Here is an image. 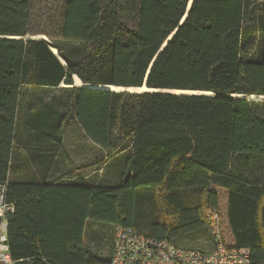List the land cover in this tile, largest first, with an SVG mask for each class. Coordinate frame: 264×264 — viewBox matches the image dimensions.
Returning a JSON list of instances; mask_svg holds the SVG:
<instances>
[{
	"label": "trees",
	"instance_id": "16d2710c",
	"mask_svg": "<svg viewBox=\"0 0 264 264\" xmlns=\"http://www.w3.org/2000/svg\"><path fill=\"white\" fill-rule=\"evenodd\" d=\"M257 3L255 55L247 22ZM54 4L0 0V181H8L14 205L8 245L16 264H109L87 252L86 221L172 241L205 229L209 209L219 212L227 246L264 263V101L247 99L264 97V0ZM56 41L83 44L88 54L72 61ZM73 76L123 88L142 87L147 76L148 89L196 94L81 89ZM61 85L75 97L73 118L83 134L112 152L109 158L125 156L115 187L56 183L42 173L21 179L12 166L22 91ZM64 121V114L33 113L28 125L61 149Z\"/></svg>",
	"mask_w": 264,
	"mask_h": 264
},
{
	"label": "rangeland",
	"instance_id": "374dc122",
	"mask_svg": "<svg viewBox=\"0 0 264 264\" xmlns=\"http://www.w3.org/2000/svg\"><path fill=\"white\" fill-rule=\"evenodd\" d=\"M56 1L58 0H43V4L45 5L49 3L50 5H52ZM255 8L256 13L254 14V16H251V21L248 20L247 26L250 32L254 35V41H256V44L254 47H252L251 52L257 55L260 51L258 43L261 35L262 8L259 3H257ZM52 16L53 15H51V17ZM41 38L46 39L45 37H40L38 39ZM54 43L58 45L62 49V53L72 61L80 62L84 60L89 51L85 45L80 43L63 41H56ZM73 87H75L74 81ZM74 102V95L69 90H65L64 85H62V87L59 89H44L33 87L24 88L22 94L20 95L19 112L17 116L18 127L13 151L14 158L12 159V162L14 163L12 166H19V169L21 171V179L39 176V174H36L37 168L33 166L29 161V159L33 158L32 153L36 151L35 149L50 146L48 152H54V155L58 158L59 161L60 159L64 158L72 160L78 159V154L74 156L75 149H72V147L75 148V144L83 145V143L87 142L88 140L87 138H85L83 132H81L80 127L77 125L75 119L73 118ZM33 113H50L51 115L53 113H57L65 115L64 125H62L61 130V146L64 147L65 150H61L57 146L58 143L56 139V141H48L46 138L42 140L35 135V128L32 129L30 128L32 126L28 125L30 123L31 115ZM51 118L52 119H50L49 116H42L41 119L45 121V123H47V121H53L54 117ZM44 128L45 129H42V131H47L46 127ZM78 147L80 146H77L76 148ZM111 153L112 152L102 150L98 146V149L96 151L94 147H89L83 150L80 154L83 157H88L92 155V160L96 161V163H94L93 161L88 159L89 163L92 162L93 166L94 164L97 165V169L99 171L97 174L92 175V177L90 178L92 183L99 186L115 187L120 181V179L123 177L125 156L123 157L122 155H118L114 158H109ZM95 154H97L96 158H94ZM83 164L86 165V163ZM60 168L61 165H59V162H55V165L54 167H52L50 173L53 172V169L58 170ZM86 168L89 167H81L76 170V173L79 176L86 175L87 171H89L86 170ZM57 173H59V170ZM57 176L59 175L56 173H52L51 176H49L48 180L56 179ZM12 177L13 175L10 174L9 178L12 179ZM156 207L158 210H162L163 208L160 202L157 203ZM94 223H91L90 225ZM100 227L101 228H99V230L94 234H91L90 229L88 230V232L86 233L87 236L85 239V248L90 255L99 259L108 260L110 255V244L111 242H113V237L111 235V232H109L111 227L107 225H102ZM92 237L95 239H91ZM209 238V233L205 226V229L202 228L200 231L195 230L180 234V236L178 235L177 237H174L172 242L176 247L180 248L181 250L201 252L204 250H210V247L208 245Z\"/></svg>",
	"mask_w": 264,
	"mask_h": 264
},
{
	"label": "built area",
	"instance_id": "2783aa9c",
	"mask_svg": "<svg viewBox=\"0 0 264 264\" xmlns=\"http://www.w3.org/2000/svg\"><path fill=\"white\" fill-rule=\"evenodd\" d=\"M7 193L8 181H0V264H16L8 245V217L14 205L8 202ZM205 222L212 243L209 252L181 250L171 241L146 236L130 227H115L109 264H252L249 251L227 246L216 209L206 212Z\"/></svg>",
	"mask_w": 264,
	"mask_h": 264
},
{
	"label": "crops",
	"instance_id": "0c3cea01",
	"mask_svg": "<svg viewBox=\"0 0 264 264\" xmlns=\"http://www.w3.org/2000/svg\"><path fill=\"white\" fill-rule=\"evenodd\" d=\"M62 87V85L60 86V88ZM82 132V131H81ZM84 135V134H83ZM85 136V135H84ZM85 138H87L85 136ZM87 142L83 143V145H77L75 144V148L72 147V149H75V155L78 154V159H75V160H72V159H67V158H64V159H60V161L58 160V158L54 155L55 153L54 152H48L47 148L44 147V148H39V149H35L36 151H34L32 153V156L33 158L32 159H29L30 163L35 166L37 168V172L36 174H41L46 177V180L49 179V176H51L52 173H56L58 174L59 176L56 177V179H51V180H48V181H57L56 183H60V182H90L92 183V181L90 180V178L92 177V175H95L97 174L99 171L97 169V165L89 163L88 159H90L91 161H93L94 163H96V161L92 160L93 156L90 155L88 157H83L82 155H80L82 153L83 150L87 149V148H95V151L98 149V146L95 145L94 143H92L88 138H87ZM77 146H80L78 148H76ZM61 150H65L64 147H61ZM97 154L94 155V158H96ZM85 159V160H83ZM55 162H59V165H61V168L58 169L59 170V173L58 170L56 169H53V172L50 173L52 167H54L55 165ZM83 163H86V165H84ZM84 166L86 167H89V168H86V170H89L87 171V174L86 175H83V176H79L77 173H76V170H78L79 168H83ZM76 167V169H75ZM74 170H72V169ZM36 176L32 177V179H35ZM79 180V181H78ZM94 223L96 221H91V220H88L86 221L85 223V227H84V232H83V240H84V243H85V239H86V233L88 232V230L90 229L91 231V234H94L95 232H97L99 230V228H101L100 226L102 225H107V226H110L111 229L109 232H111V235L113 237L114 235V229H115V226H113L112 224H107V223H102V222H96L92 225H90L91 223ZM100 225V226H98ZM202 228H199L197 230H201ZM194 233V232H193ZM180 236V235H179ZM91 239H95V238H91ZM97 239V238H96ZM173 241V240H172ZM171 241V242H172ZM209 241V247H210V250L212 249V243H211V240L210 238L208 239ZM173 243V242H172ZM112 246H113V242H111L110 244V248H109V254L111 255V252H112ZM206 252H209L208 250H204ZM110 255H109V258H110Z\"/></svg>",
	"mask_w": 264,
	"mask_h": 264
},
{
	"label": "bare ground",
	"instance_id": "6f19581e",
	"mask_svg": "<svg viewBox=\"0 0 264 264\" xmlns=\"http://www.w3.org/2000/svg\"><path fill=\"white\" fill-rule=\"evenodd\" d=\"M33 39H38V37H32ZM52 52L59 58V61L62 63V65H65L64 61L57 55V51L52 48ZM73 81H74V86L83 88V89H94V90H103V91H110V92H126V93H168V94H182V95H194L196 93L194 92H189V91H169V90H156V89H146L145 87L141 88H123V87H118V86H113V85H88V84H83L78 77L73 76ZM199 95H205L209 96V93H199ZM241 96H239L240 98ZM248 100H258V101H264L263 96H248Z\"/></svg>",
	"mask_w": 264,
	"mask_h": 264
},
{
	"label": "water",
	"instance_id": "95a60500",
	"mask_svg": "<svg viewBox=\"0 0 264 264\" xmlns=\"http://www.w3.org/2000/svg\"><path fill=\"white\" fill-rule=\"evenodd\" d=\"M52 51V50H51ZM53 53V52H52ZM54 54V53H53ZM55 55V54H54ZM146 78H147V76H146ZM146 78H145V80H144V83H143V86L142 87H145L146 89H148L147 87H146V85H145V82H146ZM127 88H141V87H127ZM248 98V97H247Z\"/></svg>",
	"mask_w": 264,
	"mask_h": 264
}]
</instances>
